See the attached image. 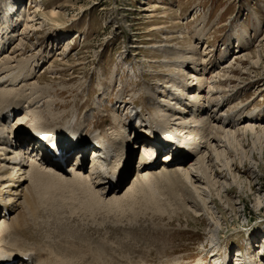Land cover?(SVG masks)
Segmentation results:
<instances>
[{
    "label": "rangeland",
    "instance_id": "374dc122",
    "mask_svg": "<svg viewBox=\"0 0 264 264\" xmlns=\"http://www.w3.org/2000/svg\"><path fill=\"white\" fill-rule=\"evenodd\" d=\"M9 1L1 0L0 18ZM22 2L20 11L36 14L38 23L23 39L19 35L22 25L12 37L7 33L0 56L9 54L21 64L34 59L30 64L34 67L33 76L19 84L23 94L29 96L28 102L23 99L22 104L28 105L33 98L28 109H36L39 114L36 118H42L46 124L55 125L50 123L55 120L60 126L72 120L82 126L81 140H87L83 136L88 137L95 130L105 138L112 136L113 116L136 128L140 119L133 114L139 107L138 113L146 117L156 113L151 92L157 99L169 101L172 96L163 85L179 96L185 91L184 71L193 65L191 59L178 71L177 67L168 70L160 65L165 53L147 47L169 43L172 49L178 48L174 50L179 56H191L198 63L206 58L201 66L209 71L212 63L218 65L207 74L208 78L236 54L251 52L252 60L259 63L252 64L247 72L234 70L227 74L232 79L225 74L215 76L213 84L210 81L203 91L191 93L200 95L203 104L208 105L204 114L207 120L197 124L200 134H211L220 126L228 129L226 125L230 123L222 121L228 116L236 121L231 130L245 122L264 126V47L258 56L254 55L257 40L264 35V0ZM152 6L157 7L151 12ZM255 16H260L262 23L253 27ZM156 26L162 28L151 29ZM168 35L173 39H164ZM241 38L248 44L233 54L241 46ZM201 40L202 45H197ZM191 45L198 46L194 56L185 50ZM226 47L230 53L220 54ZM4 72L2 69L0 74ZM121 90L125 101L136 100L135 108L131 104L128 109H118ZM190 91L186 90V94ZM218 105L220 110L215 111L214 117L212 110L218 109ZM129 114L132 118L126 116ZM191 118L195 119L193 113ZM218 134L224 138L223 131L218 130ZM232 138L227 137L228 143L222 139L226 149L222 160L227 165L221 171V180L226 183L219 189H211L212 202H207L210 210L200 205L183 179L154 175L146 184L136 174V166L121 193L134 183L137 185L122 200L112 202L117 205L98 201L80 191L56 190L52 195L46 194V199L40 198L39 215L31 218L27 226L28 237L32 238L26 240L9 234L0 246L7 251L33 249V259L38 253L48 264H223V261L239 264V257H250L256 264H264V132L243 133L239 129ZM210 143L204 141L202 145ZM165 153L159 155V167L155 170H165L159 161ZM168 167L173 170L177 166ZM32 239L42 244L41 252L37 246H30Z\"/></svg>",
    "mask_w": 264,
    "mask_h": 264
},
{
    "label": "bare ground",
    "instance_id": "6f19581e",
    "mask_svg": "<svg viewBox=\"0 0 264 264\" xmlns=\"http://www.w3.org/2000/svg\"><path fill=\"white\" fill-rule=\"evenodd\" d=\"M22 1L23 0H10L7 4L8 8H5V10L3 9L5 12L0 18V51L4 48L3 42H5L4 40L7 33L12 37L14 35L13 32L18 29L19 25H22L23 27L19 29L21 30L19 35L20 39H23L27 34L34 30L33 26L38 23L36 22L38 18H35L36 14L32 15L29 11L28 13L20 11V3H23ZM26 6L28 7V4ZM152 7L154 8L149 10L151 12L155 10L157 6ZM23 13L24 15L22 17ZM51 14L54 15L55 13ZM261 23L262 20L260 16H255L253 27L259 26ZM160 28H162V26H156L151 29ZM37 29L38 28H35V30ZM170 38L173 39V36L168 35L164 37V39ZM241 40L242 41H239V43H242L240 46L241 48L237 45L239 49L234 50L233 54L240 49H244L242 48V45L248 44L246 41H243V38H241ZM257 41L258 44L255 46L258 47V49L256 48L254 55L258 56V54H260V49L264 47V35ZM202 42L203 40L199 41L197 45H202ZM70 43L72 42L70 41ZM19 45H22L21 41L19 42ZM148 46L165 53L164 59L160 61V65L166 67L168 70H170L171 67H177L178 71L180 67L185 66L184 63L191 59L190 61H192L193 65L189 70L184 71L186 80H183L185 83V91L183 92V95L179 96L175 92L172 93V91L166 87L167 85H163L164 89L169 90V95L172 96V100H164L165 98L157 99L156 95L151 92L152 96L150 97L155 100L153 101L155 102V115L146 117L136 111L138 118L140 119L137 126L135 125L136 128H133L130 123L122 122L119 116H113L112 120H114V122L111 123L110 128L114 133L112 136L110 135L105 138L98 130L97 132L95 130L94 132H91L90 136H83V138H86L87 140L80 139V134H82L83 131L81 129L82 126H78V124L72 122V120H66L65 123L59 126L56 125L58 122L55 120L50 122L56 123L55 125H48L46 124L48 122H43L42 118H36L39 115L38 111H35L36 109H28L30 104H32L33 98H30L28 105L22 104L23 99L28 102L27 100L29 96L23 94L24 89H22V86L19 84L33 76L34 67L30 64L34 59H28L25 63L22 62L23 64H21L20 60L12 59V56L9 54L5 55L3 58L0 56V71L5 69V72L0 74V242L5 238H8L9 234H15L18 235V237L30 240L32 237H28L26 232L28 231L27 226L31 218L37 214L39 215L38 204L40 198L42 199V197H46V194L52 195L56 190L60 192H62L61 190L66 189L80 191L90 195L98 201L106 203L122 200V197L128 192H132L135 185H137V183H134L128 191L121 193L136 172V166H138L136 163L138 160H140V165L136 174L139 173V177L145 181V183L154 175L170 179L171 177L177 179L181 178L193 191V195L197 198L200 205H202L205 210L211 209L210 204V206H207V202H212L210 200L211 189L216 190L218 187H223L226 183L224 180H221V171L227 165V162L222 160L226 150L225 143H223L222 139L224 140L225 138V141L228 143L227 137H235L236 131L239 129H241L243 133H252L255 131L264 132V126H255L251 123L245 122L243 125L231 130L230 127L236 122L235 119L231 120L232 116H230V118L229 116L223 117L224 119H222L220 116L219 121L222 119V121L230 123L226 125L229 126L227 127L228 129L225 130L220 126L211 134H200L197 124L204 123L205 120H207L204 114L208 111V105L203 104L200 95H192L191 93L203 91V86L210 81H212L211 83L213 84L215 76L217 77L221 74L227 75L234 70H238L241 73L244 71L247 72L253 65L256 66L259 63L258 61L252 60L251 52L236 54V57L233 56L234 58L230 62L223 64L220 68L218 67L219 70L215 75H211V77L208 78L206 77L207 74L211 73V71H213L218 65L215 66L212 65V63L210 71L202 67L201 65L207 60L206 58H203L202 61L198 63L191 56H179L177 55L178 52L174 50L178 48L174 47L172 49V45L169 43L160 45L148 44L147 47ZM16 47L17 45H15V48ZM196 47L191 45L190 48L185 50H190L189 53H192L194 56V54H196ZM69 49L70 46L67 45L65 50L68 51ZM16 50L17 49H15V51ZM9 51L10 50L7 52ZM222 53L227 54L230 52L227 51L226 47L220 51V54ZM168 54H174L176 56L170 57ZM247 61L249 63L244 67L242 64ZM199 66H201L200 69L198 68ZM227 76V78L232 79V76ZM160 85L162 87V84ZM32 87L35 88V84ZM189 88L191 91L188 92L189 94H186V90ZM34 91L36 92V90ZM31 92H33V90ZM123 93L124 92L121 90L117 97L118 109H128L131 104L133 105L136 103V100H131L129 102L125 101V99L122 98ZM32 94L33 93H31V95ZM132 107L135 108L136 104ZM216 110H220L219 105L218 109L215 108L212 110L214 117H217L215 113ZM192 113L195 116V119L191 118ZM126 114L128 113L126 112ZM126 116L132 118L130 114ZM248 118L249 117H246L245 119ZM115 120L117 122H115ZM229 120H231V122H229ZM28 121H31L29 122L30 125H24ZM147 127H149V131L156 132V137L158 136L157 140L154 142H150L147 140V137L143 136L147 131ZM218 130L223 131L224 138L220 137ZM38 134L41 136L45 135L50 141L49 143L52 142V145L54 142V135L59 137L63 143L69 142L70 144L65 149V152H68L71 149L70 145L75 147L74 145L78 144L79 148H74L73 151L78 150L65 160V167H61V165L55 163L54 160L44 152L46 150L43 148L42 142L40 141L41 139L36 136ZM197 136L198 138H196ZM43 138L45 137L43 136ZM96 138L100 139L97 142L99 148H90L91 143L94 142ZM209 140L211 142L210 144L202 145L204 141ZM155 142L159 144L161 143V147L163 146L169 149L167 153L159 158V161H161V167L165 168L163 171L155 170L160 155H158V150L156 146H154ZM30 148H32L33 152L36 151L37 153H29L27 150ZM170 164L177 167L170 170L168 169ZM101 171L105 174H102ZM114 173H116L117 182L109 185L107 178H111L115 175ZM149 189L152 188L150 187ZM145 201H148V199L146 200V197ZM115 205H117V203ZM213 224L217 225L218 222L213 221ZM32 245L33 248L37 246L39 252H41L40 245L42 244L37 242V240L34 239L30 246ZM44 249L45 248L42 247V254ZM32 251L29 249H25L24 252L20 250L7 251L0 246V264H5L9 261H16V264H35L37 262V264H48L47 260H44L43 258L40 259L41 256L38 253H35V258L33 259ZM212 256H215V253L212 254ZM239 258L241 259H238L239 264H256L254 260L250 259V257H248L249 259L246 257ZM225 259L226 258H224V260ZM225 263L226 262L223 261V264Z\"/></svg>",
    "mask_w": 264,
    "mask_h": 264
}]
</instances>
